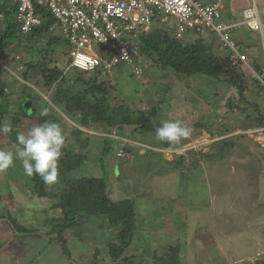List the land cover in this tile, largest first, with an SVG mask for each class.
I'll use <instances>...</instances> for the list:
<instances>
[{"label": "rangeland", "instance_id": "obj_1", "mask_svg": "<svg viewBox=\"0 0 264 264\" xmlns=\"http://www.w3.org/2000/svg\"><path fill=\"white\" fill-rule=\"evenodd\" d=\"M169 23L173 21L161 27L172 31ZM3 24L2 18L0 26ZM46 43L44 37L25 35L0 47V83L10 86L5 90L9 98L0 95V117L6 110L5 101H9V112L0 125L10 124L20 135L46 121L60 124L66 134L62 151L69 150L77 156L75 163L79 165L64 169L72 181L81 176L102 177L101 161L106 160L111 184L109 197L113 202L129 197L134 205L133 245L125 248L122 257L130 253L134 256L132 264L140 261L146 264L158 245L159 248L163 245L161 252L168 245L181 244L191 264H204L195 250H200L205 259L212 260L214 256L213 264L264 262V126H256L252 121L251 118L257 117L254 108L238 101L230 109L227 103L236 95L227 84L200 75L179 76L159 68L152 58L147 59L140 78L132 75L129 66L119 64L112 72V80L104 79L110 87L111 107L123 105L132 110L157 107V118L153 120L156 124L179 120L192 133L179 144L171 143L165 148L155 133L133 134L132 127L128 131L123 126L116 134L128 141L116 140L115 150L123 149L124 159H118L113 149L104 157L107 131L82 126L74 114L62 111L65 97L60 96L58 104L54 103V86L46 88L38 72L30 73L27 81L23 79L25 63L37 59L36 51L45 48ZM263 44L264 41H258L255 57L248 64L255 69L253 62L258 63L264 79ZM218 47L214 53L225 54L221 48L218 52ZM46 52L45 63L49 68L70 75L68 46L62 39L44 49ZM247 70L244 71L255 76ZM256 79L264 86L260 78ZM256 91L257 86L250 84L246 97L264 116V93ZM27 97L36 107L30 108ZM45 109L47 115H41ZM43 118V123L38 122ZM108 130L112 132V128ZM116 141H111L113 146ZM219 141L229 144L220 151L215 145ZM0 150H16L3 132H0ZM29 182L20 159L0 173V264H68L62 247L71 249L82 264L102 263L108 243L115 242V230L99 228L95 222H100V226L106 222L98 220L94 225H83L78 229L79 234H73L75 238L65 241V245L62 238L53 239L43 221L60 216L61 211L52 206L66 192L67 177L59 178L54 185L46 184V191L52 193L46 197L32 194ZM10 220L23 231L14 229ZM82 237L84 242L77 246L73 240L78 242ZM92 249L98 253L92 255Z\"/></svg>", "mask_w": 264, "mask_h": 264}, {"label": "trees", "instance_id": "obj_2", "mask_svg": "<svg viewBox=\"0 0 264 264\" xmlns=\"http://www.w3.org/2000/svg\"><path fill=\"white\" fill-rule=\"evenodd\" d=\"M0 11L4 20V24L0 26V47H6L10 42L15 41L16 38L22 35L19 32V25L14 20L15 7L8 4L5 0H0ZM36 11L43 18V23L28 35L31 38L36 36V39L44 37L47 39V43L45 48L36 51V53L38 52V55H36L37 59H30L31 61L25 63L22 71L23 79L27 81L30 73L38 72L46 88L50 89V87L54 86L52 101L58 104L59 97L64 96L65 102L62 105V111L64 110L66 114H74L78 119L77 122L82 126L87 128L94 126V128L97 127L105 132H109L108 129L111 128L118 132L121 127L125 126L128 131L132 127L133 130L131 132L133 134L135 132L140 135L143 133H155V129L160 126V124H156V120L153 121L157 118V107L136 110L123 105L111 107L108 103L110 87L103 80L98 81L99 79L96 76H87L75 69L69 72L70 75H64L58 68H49L45 63L46 56L44 55L47 52L44 53V49L57 44L60 38L52 35L47 30L53 22L49 13L40 7H36ZM217 43L216 38L210 42L204 39L176 40L172 36V31L164 29L155 23L148 34H141L138 38L140 53L147 59H154L159 68L167 69L183 77L200 75L211 79V81L214 80L212 82L227 84L228 87L234 89L236 95L234 99L229 100L227 107L229 106L230 109L234 108L238 101L247 106L250 105L254 108L257 116L251 118L252 121L256 126H264V116L261 114L260 108L251 103L246 97L250 90V84L253 85L254 83L257 86V93H264V86H262L261 82H258L255 76L250 74V71H244L248 69L246 66L241 63L233 64L230 59V53L222 49ZM217 45L219 46L217 48L218 52H220L219 49L221 48V50L225 51V54L222 51V55L214 53ZM253 66L255 69L250 67L264 83L262 68L256 62H253ZM0 93H3L2 89ZM21 95L24 94L21 93ZM27 100H29L30 108L36 107L29 97H27ZM5 104L8 105L7 101H5ZM19 104L21 103L19 102ZM5 113H1V116H4ZM1 119L2 117H0V121ZM44 120L45 118L39 119L38 122L43 123ZM126 134L129 135L130 132ZM4 135L9 142L16 146L17 136L19 135L17 130L13 131L11 129L9 133H4ZM104 139L105 148L102 153L106 157L107 153L113 148L109 145L112 139L108 137ZM228 144V141L215 143L220 151L225 149ZM162 146L167 148L171 146V143L163 141ZM114 152L115 154L117 153L116 150ZM178 158L182 159V156ZM76 159L77 156H74L69 150L64 152L60 159L59 178L67 177V190L57 197L58 202L52 206L53 209L61 211L60 216L43 221V224L49 226L47 233L55 235L56 239L61 238L64 231L75 227L79 214L101 221L106 220V227L115 230V242L113 244L112 242L108 243L110 260L114 263L121 260L128 262L130 257H122V254L125 248L129 247L133 241L135 230L133 199L125 197L113 202L109 197L108 191L111 184L108 181L107 162L105 159L101 161L102 177L81 176L72 181L64 169L70 165H75L78 168V163H75ZM28 178L30 179L29 184L32 194L36 197L52 195L51 192L46 191V183L39 175L34 174L28 176ZM10 221L14 229L23 231L15 221ZM180 247V244L179 246L168 245V247L164 248L165 252L160 254V256L153 252L154 263L179 264ZM62 248L64 253L67 252L64 247ZM255 264H264V262L256 261Z\"/></svg>", "mask_w": 264, "mask_h": 264}, {"label": "built area", "instance_id": "obj_3", "mask_svg": "<svg viewBox=\"0 0 264 264\" xmlns=\"http://www.w3.org/2000/svg\"><path fill=\"white\" fill-rule=\"evenodd\" d=\"M15 7L14 20L22 36L43 23L36 7L44 8L53 22L48 32L68 46L69 66L87 76L108 79L119 64L130 67L134 77L143 75L146 63L140 53L138 38L150 32L156 21L169 23L176 40L216 38L219 46L230 53L233 64L241 63L254 71L247 56L233 39L239 25L247 26L264 38V0L253 2L241 13L239 23H225L218 3L199 0H5ZM0 11V19H2ZM256 78L258 77L254 73ZM261 80V79H260ZM116 131L105 134L114 140ZM116 157L123 159L124 150Z\"/></svg>", "mask_w": 264, "mask_h": 264}, {"label": "clouds", "instance_id": "obj_4", "mask_svg": "<svg viewBox=\"0 0 264 264\" xmlns=\"http://www.w3.org/2000/svg\"><path fill=\"white\" fill-rule=\"evenodd\" d=\"M41 115H47V109ZM10 131V124L0 125V132ZM191 133L192 129L179 120L165 121L155 129L158 140L174 144L190 137ZM65 143L66 134L60 124L46 121L33 126L27 134L17 136L15 152L0 150V173L13 167L15 159H20L28 176L39 175L46 184L54 185L59 179L58 168Z\"/></svg>", "mask_w": 264, "mask_h": 264}, {"label": "crops", "instance_id": "obj_5", "mask_svg": "<svg viewBox=\"0 0 264 264\" xmlns=\"http://www.w3.org/2000/svg\"><path fill=\"white\" fill-rule=\"evenodd\" d=\"M199 1H201L203 4H206V5H211V4H214V3H218L219 4V6H220V8H221V15H222V19H223V21L225 22V23H239L240 21H241V13H242V11L244 10V9H246V8H248V7H250L251 5H252V3L255 1H258V2H260L259 0H199ZM166 23H168L167 21H165ZM164 21L162 22V21H156L155 22V24H157L158 26L160 25V26H162V24H164L165 23ZM154 26V24L151 26V29H152V27ZM151 29H150V31H151ZM148 34V33H147ZM212 39H214V37H207V38H205L204 40L205 41H207V42H210V41H212ZM233 39L241 46V50H243V53L247 56V58H248V62H249V60H250V58H252V57H255V52L257 51V46H259L258 45V41L260 40V42H261V40L262 41H264V38H261V36L259 35V34H257V33H255V32H252L247 26H244V25H239L238 27H236L235 29H234V32H233ZM194 40H198V39H194ZM264 45V44H263ZM216 48V47H215ZM264 48V47H263ZM217 50V49H216ZM246 50H252L251 51V53H246ZM218 51V50H217ZM253 52V53H252ZM249 56V57H248ZM145 61L147 62V58L145 57ZM111 80H112V76H111ZM12 86V85H11ZM7 87H10V86H8V85H5L4 83H0V90L2 89V95H6L7 96V98H9L8 97V95L5 93V90H6V88ZM13 94V93H12ZM0 95H1V93H0ZM2 102H0V104H1ZM7 104L9 105V101H7ZM6 106V110H5V112L6 113H8L9 112V106ZM5 113V114H6ZM5 116V115H4ZM4 116L2 117V119H1V121L3 120V118H4ZM14 120V119H13ZM12 120V121H13ZM0 121V122H1ZM14 122V121H13ZM14 125H15V123H14ZM81 130V129H80ZM122 137V136H121ZM127 139V138H126ZM113 141H116V140H114V139H112ZM116 145H112V142L110 141V146L115 150L116 148H117V141H116V143H115ZM85 218H86V216L85 217H83V218H81V219H78L77 220V223L78 224H80V225H75V227L73 228V229H67L66 231H64L63 233H62V236H61V238H62V240H63V242H64V245H65V241H70V238H71V240H72V237H74L75 238V236L73 235V234H79V230L78 229H80V228H82L83 227V225H94V222L95 221H98L97 219H95V218H92V217H87L86 218V220H85ZM81 221V222H80ZM84 221V222H83ZM105 222H106V220H104ZM99 222V221H98ZM99 224H100V222H99ZM99 224H96V222H95V225H97L99 228H102V229H104L105 230V228H106V224L105 223H103L102 222V226H100ZM111 230V229H110ZM67 233V234H66ZM66 234V235H65ZM64 235V236H63ZM110 238V237H109ZM53 239H56V236L54 235V238ZM259 240V239H258ZM77 240H73V242H75L76 243V245L77 246H79L78 244H81V243H83L84 242V237H82L81 238V241H78V242H76ZM132 244V243H131ZM133 245V244H132ZM181 245V244H180ZM159 246L160 245H158V249L156 250V252L154 251V253L156 254L158 251H159V249L160 248H162L163 247V245H162V247H160L159 248ZM182 248H184L182 245H181V249ZM66 249V251L67 252H63V254L65 255V256H67L68 257V259L66 260L65 259V261L68 263V264H82V263H84V262H82V261H80V260H78V258L77 257H74L73 255H72V250L71 249H68V247H66L65 248ZM62 250H63V248H62ZM93 250V249H92ZM165 249L163 248V250L159 253L158 252V254L160 255V254H162L163 252H165L164 251ZM195 251H198L199 252V257H202L203 258V263L204 264H213L214 263V261H215V258H214V256H212V260H210V259H205L204 257H205V255H201L200 254V250H195ZM93 252H94V254H92V255H95V254H97L98 252L96 251V250H93ZM153 253V252H152ZM212 253H214V252H212ZM218 253V252H217ZM62 254V255H63ZM219 254V253H218ZM187 253L185 252V250L184 249H182L181 251H179V264H191V262L188 260V258H187ZM220 255V254H219ZM125 256H129L130 257V261H128V262H125L124 260H121V261H118V262H116V263H112V261L110 260V257H109V255H108V251H107V254L105 255V259L104 260H102L101 262L102 263H100V264H132L131 262L133 261V259H134V256H132V255H130V253H126V255ZM124 256V257H125ZM138 256H140L141 258H143V254H140V255H138ZM147 258V257H146ZM220 258V257H219ZM109 259V260H108ZM121 259H123L122 257H121ZM218 259V258H217ZM147 260H148V262L146 263V264H155L154 263V261H153V258H147ZM227 260V259H226ZM86 264H99V263H96L95 261L93 262H88V263H86ZM139 264H144V261H140L139 262Z\"/></svg>", "mask_w": 264, "mask_h": 264}, {"label": "water", "instance_id": "obj_6", "mask_svg": "<svg viewBox=\"0 0 264 264\" xmlns=\"http://www.w3.org/2000/svg\"><path fill=\"white\" fill-rule=\"evenodd\" d=\"M29 105H30V103H29Z\"/></svg>", "mask_w": 264, "mask_h": 264}]
</instances>
